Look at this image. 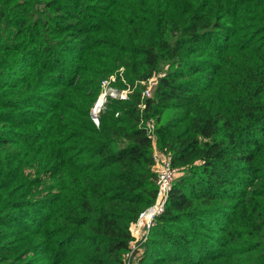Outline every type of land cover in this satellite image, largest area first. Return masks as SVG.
I'll use <instances>...</instances> for the list:
<instances>
[{"label": "trees", "instance_id": "obj_1", "mask_svg": "<svg viewBox=\"0 0 264 264\" xmlns=\"http://www.w3.org/2000/svg\"><path fill=\"white\" fill-rule=\"evenodd\" d=\"M23 1L0 0V264H124L153 117L178 174L137 264H264V0ZM114 71L137 84L97 126Z\"/></svg>", "mask_w": 264, "mask_h": 264}, {"label": "built area", "instance_id": "obj_2", "mask_svg": "<svg viewBox=\"0 0 264 264\" xmlns=\"http://www.w3.org/2000/svg\"><path fill=\"white\" fill-rule=\"evenodd\" d=\"M111 80H114L113 76L111 77ZM101 82L103 90L97 96V99L90 111L91 119L97 126L99 125V114L105 107V104L109 98L127 100L129 94L132 92V89L129 85L123 89H116L107 86V84L110 82V79H103ZM150 94V86H148L142 91L141 98L144 99L145 97L150 96ZM144 106V102L141 101L139 103L140 109L142 110ZM141 125L144 127L147 136L152 141L154 159L153 169L156 174L155 184L157 186V192L154 202L145 210L140 212L137 221L130 225V231L134 237V241L130 249L124 253V264H137V256L134 254V252L145 241V234L139 233L137 230L145 229L146 232L149 231L151 226L154 224L156 217L164 211L169 191L178 174V168L172 165L170 158L162 154L157 149L154 121L152 119L146 121L141 120Z\"/></svg>", "mask_w": 264, "mask_h": 264}, {"label": "rangeland", "instance_id": "obj_3", "mask_svg": "<svg viewBox=\"0 0 264 264\" xmlns=\"http://www.w3.org/2000/svg\"><path fill=\"white\" fill-rule=\"evenodd\" d=\"M20 1H22L23 3H24V1L23 0H20ZM29 1V0H28ZM33 5V7H32V11H38L39 9H40V3H33L32 4ZM116 71H118L119 73H123V67H120V68H118ZM116 71H114V72H111V73H108V74H106L104 77H103V79H110V82L107 84V86H110V87H112V88H116V89H123V88H121V87H119V86H117L115 83H116V80H117V78H116V76H115V73H116ZM113 76V78H114V80H111V77ZM120 77V76H119ZM102 79V80H103ZM101 80V81H102ZM145 83V87H148V86H150V92L153 90V86L155 85V78H152L151 80H149V81H147V82H144ZM136 84H137V82L135 83V85H133V86H131V85H129L130 86V88L133 90L135 87H136ZM125 88V87H124ZM145 89V88H144ZM102 90H103V86H102V82H100V91H99V94L102 92ZM98 94V95H99ZM96 99H97V97H96ZM111 99H113V98H111ZM110 100V99H109ZM109 100H107V102H106V104L108 103V101ZM96 101V100H95ZM93 104H94V102H93ZM92 108V107H91ZM105 108V107H104ZM104 108H103V110H104ZM102 110V111H103ZM101 111V112H102ZM100 112V113H101ZM99 116H100V114H99ZM152 120L154 121V123H155V131H156V127L159 125V123L157 124L156 123V121H155V118L153 117L152 118ZM157 137H158V134H156V139H157ZM155 178H156V174H155ZM148 237H149V233L146 235V237H145V240L146 239H148ZM143 245V243L141 244V246ZM38 251L39 250H37V249H32L31 250V252H26L25 254H26V257L25 258H27V259H30L31 261H32V259H37L36 261L37 262H39L40 263V261H39V257L40 256H38L39 254H38ZM29 255V256H28ZM24 261L25 260H22V261H20V262H18L19 264H25L24 263Z\"/></svg>", "mask_w": 264, "mask_h": 264}, {"label": "crops", "instance_id": "obj_4", "mask_svg": "<svg viewBox=\"0 0 264 264\" xmlns=\"http://www.w3.org/2000/svg\"><path fill=\"white\" fill-rule=\"evenodd\" d=\"M137 231H138L139 233L145 234V237H146V235L149 233L150 230L146 232L145 229H141V230L139 229V230H137Z\"/></svg>", "mask_w": 264, "mask_h": 264}]
</instances>
